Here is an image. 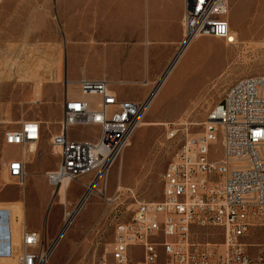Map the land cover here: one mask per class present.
Here are the masks:
<instances>
[{"label":"rangeland","instance_id":"1","mask_svg":"<svg viewBox=\"0 0 264 264\" xmlns=\"http://www.w3.org/2000/svg\"><path fill=\"white\" fill-rule=\"evenodd\" d=\"M61 2L60 10V0H0V264H21V239L26 229L39 232L43 245H50L58 235L65 213L75 208L86 190L85 185L94 178V174L83 175L72 181L61 199L55 197L46 172L42 173L59 162L56 156L59 154L53 153L56 148L50 145V148L35 147L29 154L33 161L26 165L25 184H18L8 176L7 163L14 155L27 158L29 155L24 151H29L30 146L8 145L4 141L5 132L17 128L22 119H40L44 105L54 111L56 105L49 95L53 87L65 88L66 78L71 79L68 67L97 71L100 76L94 77L109 80L121 99L144 100L150 97L177 53L165 64L111 63L104 73L90 53L94 55V44L117 41L99 39L107 34L98 31L96 23L93 32L74 33L80 37L74 35V44L85 45V55L79 58L75 53L69 58L72 33L67 28L71 15L69 5L65 8V4L70 0ZM91 16L79 19L90 21ZM228 19L232 30L238 33V42L227 45L222 39L201 36L191 43L188 55L182 56V64L172 72L155 106L150 105L144 116L142 122H149L148 125L139 126L134 132L132 145L125 147L105 183L99 182L86 208L76 213L47 264H99L112 239L115 221L129 219L139 201L162 198L163 173L187 137L202 132L208 113L233 84L263 71L264 0H230ZM142 26L143 23L136 24L135 38L121 42L126 45L138 42ZM86 34L90 38H81ZM46 72L48 77L42 78L41 94L36 98L38 77H44ZM146 80L148 83H143ZM169 122L179 129L174 138L168 137ZM99 130L95 126H74L69 136L95 139ZM50 134L45 129L41 142L45 137L50 138ZM212 154L222 155L220 144L212 146ZM195 237L222 242L223 231L215 227L196 228ZM249 240L263 243L264 229H252ZM163 260L161 251L160 261Z\"/></svg>","mask_w":264,"mask_h":264},{"label":"built area","instance_id":"2","mask_svg":"<svg viewBox=\"0 0 264 264\" xmlns=\"http://www.w3.org/2000/svg\"><path fill=\"white\" fill-rule=\"evenodd\" d=\"M229 4L185 0L184 39L172 62L198 35L237 43ZM69 84L66 80L59 131L50 134L51 146L60 150L58 165L46 173L55 191L83 175L94 174L86 188L98 176H107L148 110L149 98L121 99L107 79L88 77L84 70L77 81L78 96H70ZM167 124L168 137L174 138L179 129ZM74 126L100 130L95 139H72L69 131ZM42 135L39 120L25 119L4 137L8 145L24 147ZM217 144L221 156L212 154ZM7 169L18 184L25 182L22 158L9 160ZM162 182L160 200L139 201L129 219L115 221L99 264H264V242L249 240L252 229H264V69L227 90L208 113L200 136H188L168 163ZM70 218L71 211L66 212L58 235L46 247L39 232L26 229L21 264H44L58 237L69 229ZM204 227L222 229L223 241L196 238V228Z\"/></svg>","mask_w":264,"mask_h":264},{"label":"crops","instance_id":"3","mask_svg":"<svg viewBox=\"0 0 264 264\" xmlns=\"http://www.w3.org/2000/svg\"><path fill=\"white\" fill-rule=\"evenodd\" d=\"M58 5L61 10V7H63L61 0ZM68 5L71 19L68 21L69 28H67V30L72 33L70 35L71 43L68 46L69 58H73L75 53L79 58L85 55L83 54L85 45L78 43L74 44L73 40L75 36L78 37V39L80 38L74 33L93 32L96 23L97 30L107 34L106 37L99 39H112L117 41L116 44H105L104 42L101 46L94 44L93 42L94 55L92 53H90V55H92L93 60H95L93 62L102 66L104 73L108 72L109 68L107 65L111 63H168L175 55L184 39L183 13L185 9V0H70L69 4H65V8H67ZM73 10H75V12ZM89 14L90 16L92 15L90 21L84 18L79 19V17H87ZM140 23H143V26L141 27V31L138 36V42H134L131 45L123 44L121 41L127 38L136 37L134 35L137 32L135 31L136 24ZM88 37L90 38V35H81V38L84 39ZM91 39L95 41L93 34ZM84 71L86 75L91 78H96L94 76H100V73L97 71L90 72V68H84ZM67 73L71 76V79L66 78V80L72 82V84H69L68 86L70 96H78L79 91L76 86L77 81L80 79L82 74V67L79 69L74 66L68 67ZM47 75L48 73L46 72L44 73V77L40 76L41 86L38 95H36L35 88L36 98H39L41 94V88L43 85L42 78L47 79ZM143 83L146 84L148 81L146 80ZM71 86H74L75 89L70 90ZM162 89H160V91ZM49 96L51 101L56 105L54 111L51 112V107L44 105L43 115L40 119L35 120H39L41 122L43 131L48 129L49 132H57L59 131L60 121L62 119L63 102L65 98L64 86L62 88L59 86L53 87L52 93L50 92ZM35 144L36 145L30 146L29 151L26 149L24 154L28 156L30 153H33L35 146L40 149L46 147L50 148V138L45 137L43 142L40 140ZM55 152L53 153L58 154ZM12 158H22L26 162V165L28 161H33L32 155H29L27 158L22 157V155H14L11 159ZM55 168V165H51L46 167L42 173ZM29 175H32V170H30Z\"/></svg>","mask_w":264,"mask_h":264},{"label":"bare ground","instance_id":"4","mask_svg":"<svg viewBox=\"0 0 264 264\" xmlns=\"http://www.w3.org/2000/svg\"><path fill=\"white\" fill-rule=\"evenodd\" d=\"M235 34H236V36H238V33L237 32H235ZM197 37H201V36H195V37H193V39H191L189 42H187L186 44H184L183 45V47L181 48V50H180V52H179V54L176 56V58H175V60L171 63V65L168 67V69L166 70V72L163 74V76L161 77V79L159 80V82L157 83V86H156V88L153 90V92L151 93V95H150V97H149V99H148V101H147V105H148V110H149V107H150V105H151V107H154L155 106V101L157 100V98H158V95H159V93H160V89L164 86V84L166 83V81L167 80H169V77H170V75L172 74V72L174 71V70H176L179 66H180V64H182V56L184 55V54H186V55H188L186 52H187V50L190 48V45H191V43L197 38ZM237 42H238V37H237ZM40 78L41 77H38V82L36 83L37 84V88L38 89H40V86H41V83H40ZM69 83H72L71 81H68ZM39 93V92H38ZM38 93H37V95H38ZM148 110H147V112H148ZM147 114V113H146ZM144 119V118H143ZM143 119H141V121H140V124H139V126L140 127H145L146 125H148V123L149 122H142V120ZM139 126H138V128H139ZM200 134H201V132L200 133H198V134H195L194 136H192V137H199L200 136ZM190 137V136H189ZM32 145H34V143L33 142H30L29 143V146H32ZM132 145V143H131V140L129 141V143L127 144V147L129 146H131ZM25 147V146H24ZM125 149V148H124ZM59 149L58 148H56V152H58V154H59ZM124 151V150H123ZM122 154V153H121ZM121 155H119V157H120ZM124 156V155H123ZM118 157V158H119ZM117 158V159H118ZM116 162V161H115ZM115 164V163H114ZM113 164V165H114ZM112 168V167H111ZM7 171H8V169H7ZM110 171V170H109ZM47 173V172H46ZM8 176H9V173H8ZM10 177V176H9ZM100 177L98 176L97 177V179L92 183V184H90V185H88L87 186V188H86V190H85V192H84V194L81 196V198H80V200H79V202H78V204L75 206V208L71 211V218H70V220L68 221V225L70 224V226H71V224L73 223V218L75 217V215H76V213H78V211H81V209L83 208V207H85V206H87V204H88V199H89V197H90V195L92 194V192H94L96 189H98V184H100V183H105V180H106V176L104 175L102 178H100ZM71 182L72 181H70L69 183H64L63 185H61L60 187H58L57 188V190L55 191V197H58L59 199H61V194L62 193H66L67 192V190L70 188V185H71ZM100 182V183H99ZM25 184V182L23 183V185ZM95 188V189H94ZM120 190V187L118 186L117 187V191H119ZM84 196V197H83ZM111 199V198H110ZM78 207V208H77ZM86 208V207H85ZM76 209V210H75ZM74 210H75V212H74ZM70 212V211H69ZM74 212V213H73ZM68 213V212H67ZM72 222V223H71ZM24 232H25V230L23 231V233H22V239H21V246H22V242H23V234H24ZM67 232V231H66ZM65 235V234H64ZM63 235V236H64ZM62 239V235H60L59 237H58V240H59V242L61 241V239ZM58 240H57V242H58ZM57 242H55V244H54V248H55V246H56V243ZM58 244V243H57ZM51 256V255H50ZM48 261H49V255L47 256V258H45V262H44V264H47L48 263Z\"/></svg>","mask_w":264,"mask_h":264}]
</instances>
